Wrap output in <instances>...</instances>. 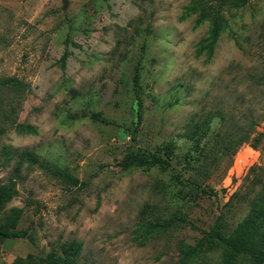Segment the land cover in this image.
I'll return each instance as SVG.
<instances>
[{
	"label": "rangeland",
	"instance_id": "rangeland-1",
	"mask_svg": "<svg viewBox=\"0 0 264 264\" xmlns=\"http://www.w3.org/2000/svg\"><path fill=\"white\" fill-rule=\"evenodd\" d=\"M191 2L0 0V80L24 85L0 89V185L17 190L0 225L28 231L0 237V264H48L72 243L76 264H180L181 242L249 214L264 190V0L225 10L212 56ZM131 153L169 167L123 170Z\"/></svg>",
	"mask_w": 264,
	"mask_h": 264
},
{
	"label": "trees",
	"instance_id": "trees-1",
	"mask_svg": "<svg viewBox=\"0 0 264 264\" xmlns=\"http://www.w3.org/2000/svg\"><path fill=\"white\" fill-rule=\"evenodd\" d=\"M249 0H192L191 4L185 10V17L197 16L195 27H199L205 22L210 23V34L204 42L202 51H207L212 56L215 46L221 37L224 28L227 26V20L224 12L227 9L239 10L248 5ZM67 55L62 57V67L65 66ZM7 86L23 87L22 82L15 78L1 79L0 89ZM90 118L103 124H111L107 120L101 118L100 114H91ZM199 131H204L203 127H208V123L199 126ZM23 129V128H22ZM31 132H35L34 128H29ZM132 139H134V135ZM194 136L192 135V138ZM25 161L31 165H39L42 169L63 175L71 182L78 181L54 169L47 162H39L37 157L31 152H23ZM145 166L149 167H169L168 162L161 160L155 156H144L140 153H131L119 164L123 169L130 167ZM17 196V190L14 182L0 185V217L6 209V206ZM223 215H220L214 227L203 232L202 242L196 246L181 242L180 264H192L199 260H203L207 251L220 249L222 252V264H241L244 260L245 264H264V190L262 194L255 200L249 214L245 219L230 233L225 232V224L223 223ZM172 223L166 224H147V233L167 232ZM28 236L27 230H10L0 225V237L5 239H25ZM148 236V235H147ZM205 248L206 250H203ZM80 247L76 243L64 246L62 257H50L46 260L48 264H76L79 256ZM14 264H22L19 261Z\"/></svg>",
	"mask_w": 264,
	"mask_h": 264
},
{
	"label": "water",
	"instance_id": "water-1",
	"mask_svg": "<svg viewBox=\"0 0 264 264\" xmlns=\"http://www.w3.org/2000/svg\"><path fill=\"white\" fill-rule=\"evenodd\" d=\"M64 4L66 5L67 4V0H63Z\"/></svg>",
	"mask_w": 264,
	"mask_h": 264
}]
</instances>
